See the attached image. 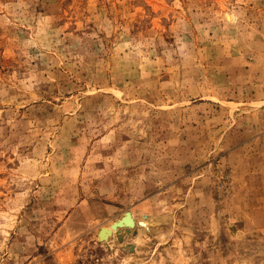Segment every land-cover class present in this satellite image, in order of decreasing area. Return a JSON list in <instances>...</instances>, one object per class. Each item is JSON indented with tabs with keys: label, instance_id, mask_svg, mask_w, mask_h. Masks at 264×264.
I'll list each match as a JSON object with an SVG mask.
<instances>
[{
	"label": "rangeland",
	"instance_id": "rangeland-1",
	"mask_svg": "<svg viewBox=\"0 0 264 264\" xmlns=\"http://www.w3.org/2000/svg\"><path fill=\"white\" fill-rule=\"evenodd\" d=\"M0 264H264V0H0Z\"/></svg>",
	"mask_w": 264,
	"mask_h": 264
},
{
	"label": "bare ground",
	"instance_id": "bare-ground-1",
	"mask_svg": "<svg viewBox=\"0 0 264 264\" xmlns=\"http://www.w3.org/2000/svg\"><path fill=\"white\" fill-rule=\"evenodd\" d=\"M141 224L143 225V224H145V222H141ZM112 227H113V226H112ZM106 228H107L109 231L106 230V229H105V230H102V235H101V237H105V236H108V235H109V233H110V229H109L108 227H106ZM107 231H108L109 233H108ZM105 239H106V238H105Z\"/></svg>",
	"mask_w": 264,
	"mask_h": 264
}]
</instances>
